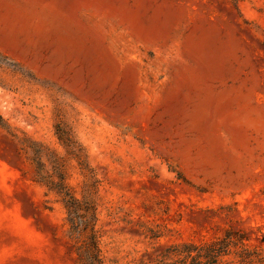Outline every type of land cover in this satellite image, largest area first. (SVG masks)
<instances>
[{"label":"rangeland","instance_id":"rangeland-1","mask_svg":"<svg viewBox=\"0 0 264 264\" xmlns=\"http://www.w3.org/2000/svg\"><path fill=\"white\" fill-rule=\"evenodd\" d=\"M0 55V264H75L36 172L94 204L106 264L225 229L218 264H264V0H0Z\"/></svg>","mask_w":264,"mask_h":264},{"label":"trees","instance_id":"trees-1","mask_svg":"<svg viewBox=\"0 0 264 264\" xmlns=\"http://www.w3.org/2000/svg\"><path fill=\"white\" fill-rule=\"evenodd\" d=\"M2 58L5 57L0 55V59ZM2 125L3 119L0 115V127ZM69 142L71 149L79 155L82 151L80 145L74 140ZM76 161L82 173L84 170L91 173L90 168L86 167V163L84 165L81 157H78ZM45 178L44 175L36 172L31 180L48 187V190L59 198L65 209V236L72 248L75 264H106L101 254L99 236L95 229L96 213L94 204L79 200L75 192L71 190L63 173H58V179L55 181L53 178L48 181ZM249 240L250 237L245 230L225 229L221 237L209 242L197 244L194 242H181L166 245L154 255L152 264H218L223 256L229 254L231 246H241L242 254H244L246 251L245 241ZM242 254L239 255L241 258H243Z\"/></svg>","mask_w":264,"mask_h":264}]
</instances>
